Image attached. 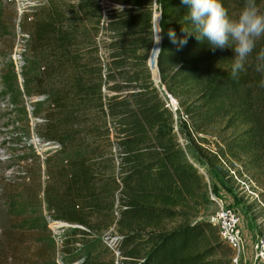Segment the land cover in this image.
I'll list each match as a JSON object with an SVG mask.
<instances>
[{
    "label": "trees",
    "instance_id": "obj_1",
    "mask_svg": "<svg viewBox=\"0 0 264 264\" xmlns=\"http://www.w3.org/2000/svg\"><path fill=\"white\" fill-rule=\"evenodd\" d=\"M33 1L37 8L21 14L20 27L37 72L33 92L47 97L35 133L59 147L44 161L43 202L52 220L75 226L64 231L61 261L115 264L102 238L110 230L117 264H232L217 229L192 219L207 205V186L183 137L223 178L240 175L236 162L260 166L264 87L254 68L264 37L234 78L231 48L213 50L195 34L182 47L169 40V29L177 38L192 30L181 0ZM220 3L237 18L245 0ZM155 4L164 29L159 86L176 101L175 113L148 66ZM256 4L264 12V0ZM212 130L215 149L203 146Z\"/></svg>",
    "mask_w": 264,
    "mask_h": 264
},
{
    "label": "rangeland",
    "instance_id": "obj_2",
    "mask_svg": "<svg viewBox=\"0 0 264 264\" xmlns=\"http://www.w3.org/2000/svg\"><path fill=\"white\" fill-rule=\"evenodd\" d=\"M35 2L0 0V264H79L80 261H61L64 231L74 225L52 220L43 202L44 161L59 147L55 143L43 142L35 133L47 97L36 96L33 92L32 77L37 72L31 65L33 59L25 52L28 37L20 27L21 14L36 9ZM101 6H104L103 2ZM148 59L154 67V53ZM159 84H155L157 89L163 87ZM161 95L166 104H170L171 97L164 92ZM216 132L212 130L208 134L206 139L210 144H203L204 147L215 149L214 143L218 142ZM231 133L227 131L221 137H229ZM183 141L186 156L198 161L199 166L208 172V182L205 179L207 205L196 209L191 214L192 219L209 221L212 215L220 212L221 206L234 209L240 217L245 243L239 264H252L253 243L264 235V153L260 166L254 164L245 169L242 162H236L235 168L239 169L240 175L230 171L233 178H223L199 158L189 139L183 137ZM233 160L229 159L230 164L235 162ZM242 183L250 185L257 196L249 194ZM210 194L217 200L212 201ZM174 225L176 222L165 224L166 228ZM37 226H46V233L33 230L32 227ZM102 238L110 250L116 246L117 237L110 230L104 232ZM49 239L54 242L55 254ZM232 256L230 250L225 258L230 261Z\"/></svg>",
    "mask_w": 264,
    "mask_h": 264
},
{
    "label": "clouds",
    "instance_id": "obj_3",
    "mask_svg": "<svg viewBox=\"0 0 264 264\" xmlns=\"http://www.w3.org/2000/svg\"><path fill=\"white\" fill-rule=\"evenodd\" d=\"M181 3L189 7L184 20L190 22L192 30L183 28L187 35L177 38L175 31L169 29V40L182 47L187 44L188 35L195 34L198 41L206 40L213 50L231 48L235 53L231 75L235 78L252 56L257 41L264 37V12L259 10L256 0H245L237 18L229 17L220 0H181ZM163 39L164 29L158 22L153 44L160 45ZM154 50L161 51L158 47ZM254 70L260 74L259 84L264 87V48L255 55Z\"/></svg>",
    "mask_w": 264,
    "mask_h": 264
},
{
    "label": "built area",
    "instance_id": "obj_4",
    "mask_svg": "<svg viewBox=\"0 0 264 264\" xmlns=\"http://www.w3.org/2000/svg\"><path fill=\"white\" fill-rule=\"evenodd\" d=\"M154 10L155 7H154ZM159 89V88H158ZM159 91L162 93L164 92L168 98L170 96L165 92L164 88L161 87ZM170 104L172 108L170 107ZM170 104L167 103V107L175 112L177 107L175 104L172 103V100L170 99ZM194 167L199 171L201 175L206 179L208 182L207 175L205 174V171L194 164ZM247 192L249 194H252L254 196H257L255 192L251 189L250 185H246V183H242ZM210 199L212 201H216L217 199L210 194ZM209 222L215 227L219 233L220 238L226 243V245L231 249L233 256L231 259L232 264H239V260L241 257H243L245 252V243L242 236L241 228H240V217L235 212L234 209L228 208V207H222L220 209V212L216 215H212L209 219ZM253 259L252 264H264V235L259 237L254 243H253ZM111 255L115 259V264H117V260L120 257V252L118 251L117 247L115 246L112 248Z\"/></svg>",
    "mask_w": 264,
    "mask_h": 264
},
{
    "label": "bare ground",
    "instance_id": "obj_5",
    "mask_svg": "<svg viewBox=\"0 0 264 264\" xmlns=\"http://www.w3.org/2000/svg\"><path fill=\"white\" fill-rule=\"evenodd\" d=\"M158 15H159V13L158 12H156V10L154 11V20H153V25H154V30H156L157 29V22H158ZM153 30V31H154ZM159 45H157V47H158ZM154 48H155V45L153 44V47H152V50H151V54H153V53H155V55H156V53H157V50L155 51L154 50ZM151 54H150V57H151ZM151 66V65H150ZM151 69H152V72H153V74H154V76L156 75V69H155V66L154 67H151ZM171 100H172V103L173 104H175V106H177V103H176V101L173 99V98H171Z\"/></svg>",
    "mask_w": 264,
    "mask_h": 264
},
{
    "label": "water",
    "instance_id": "obj_6",
    "mask_svg": "<svg viewBox=\"0 0 264 264\" xmlns=\"http://www.w3.org/2000/svg\"><path fill=\"white\" fill-rule=\"evenodd\" d=\"M154 1L156 2V0H154ZM154 7H155V9H156V4H155ZM158 17H159V18H158V22H159V20H160V11H159V15H158ZM153 20H154V12H153ZM158 22H157V26H158ZM153 27H154V25H153ZM158 48H160V45L158 46ZM158 53H159V51H157V53H156V55H155V59H154V66H155V69H156V77H155V78L153 77V81H154L155 84H157V83L160 82L159 72H158V69H157V66H156V60H157ZM148 66H149V68L151 69L149 59H148ZM152 76H153V74H152ZM72 227H75V226H72Z\"/></svg>",
    "mask_w": 264,
    "mask_h": 264
}]
</instances>
